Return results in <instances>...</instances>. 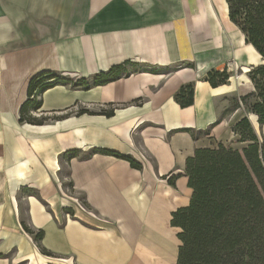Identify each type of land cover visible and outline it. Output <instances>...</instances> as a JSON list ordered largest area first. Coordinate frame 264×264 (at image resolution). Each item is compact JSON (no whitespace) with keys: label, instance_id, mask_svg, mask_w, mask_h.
<instances>
[{"label":"crops","instance_id":"1","mask_svg":"<svg viewBox=\"0 0 264 264\" xmlns=\"http://www.w3.org/2000/svg\"><path fill=\"white\" fill-rule=\"evenodd\" d=\"M235 29L225 0H0V264L175 263L186 158L244 144L231 130L243 116L222 128L232 88L205 79L226 66ZM118 65L103 84H53L29 111L46 119L19 120L33 76L75 82ZM188 83L181 107L173 94Z\"/></svg>","mask_w":264,"mask_h":264},{"label":"trees","instance_id":"2","mask_svg":"<svg viewBox=\"0 0 264 264\" xmlns=\"http://www.w3.org/2000/svg\"><path fill=\"white\" fill-rule=\"evenodd\" d=\"M229 21L244 36V42L255 50L260 61L252 65L247 77L253 90L235 101L232 109L244 105L259 125H264V0H225ZM262 60V61H261ZM121 66L100 72L92 78L73 82L57 72H41L28 84L27 100L20 109L19 120L40 124L29 114L40 107L35 99L56 83L71 82L87 88L118 76ZM229 78L226 68L210 69L206 80L212 87L225 84ZM173 99L181 106L193 102V84L180 86ZM237 142L245 145L238 149L217 142L213 147L196 148L186 158L184 175L191 188L189 203L171 213L170 224L180 228L177 259L173 264H264V143L245 115L231 127ZM103 154L126 159L131 166L139 163L130 156L114 150L99 149ZM25 231L33 233L25 222ZM42 231L34 234L40 239Z\"/></svg>","mask_w":264,"mask_h":264},{"label":"rangeland","instance_id":"3","mask_svg":"<svg viewBox=\"0 0 264 264\" xmlns=\"http://www.w3.org/2000/svg\"><path fill=\"white\" fill-rule=\"evenodd\" d=\"M226 36L228 38L226 39V42L228 44L227 48L229 49V55L227 59L229 61L225 59L226 66L224 68H226V71L229 74V78H228V81H226V84L228 88L230 87L233 90L232 93H227L228 95L227 100L229 101V104L231 106L232 99L234 101L236 99H240L241 96H243L242 93L249 89L250 81L247 78V72L251 69L252 65H256L259 63L260 57L255 52V50H252L250 48V45L244 44L242 42L241 34L236 29L235 31H233L232 33ZM35 99H38V98H36L35 96ZM239 105L241 106V108H238L236 112H234L231 116L229 115L226 118L225 120L226 124L224 122L223 123L224 125H222V128L228 129V127L232 125L235 119L246 115L249 118L259 138V141L264 143V125H259L256 120V117L253 114L247 112L244 109V105L242 103ZM222 133H224V131H222ZM235 146L241 147V146H244V144H238ZM63 190H64L63 192H65L66 195H69L70 192L68 189L63 188ZM62 197L67 198V196H62ZM74 199L76 200V202L74 200H71V202L76 203L77 206L79 204L82 206V208H84L82 204L83 202H81V200H79L78 198H74ZM69 208L71 209V211L73 210V208L71 207H68L67 209Z\"/></svg>","mask_w":264,"mask_h":264},{"label":"built area","instance_id":"4","mask_svg":"<svg viewBox=\"0 0 264 264\" xmlns=\"http://www.w3.org/2000/svg\"><path fill=\"white\" fill-rule=\"evenodd\" d=\"M39 96H40V95H39ZM39 96H37V98H39ZM74 201L76 202V200H74ZM77 204H78V203H77ZM78 207H79V208H82V206L79 205V204H78Z\"/></svg>","mask_w":264,"mask_h":264},{"label":"bare ground","instance_id":"5","mask_svg":"<svg viewBox=\"0 0 264 264\" xmlns=\"http://www.w3.org/2000/svg\"><path fill=\"white\" fill-rule=\"evenodd\" d=\"M250 48L252 49V50H254L251 46H250ZM262 61V60H261Z\"/></svg>","mask_w":264,"mask_h":264}]
</instances>
